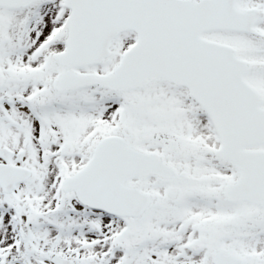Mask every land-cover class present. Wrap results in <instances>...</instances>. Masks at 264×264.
<instances>
[{
    "label": "snow or ice",
    "instance_id": "1",
    "mask_svg": "<svg viewBox=\"0 0 264 264\" xmlns=\"http://www.w3.org/2000/svg\"><path fill=\"white\" fill-rule=\"evenodd\" d=\"M0 264H264V0H0Z\"/></svg>",
    "mask_w": 264,
    "mask_h": 264
}]
</instances>
